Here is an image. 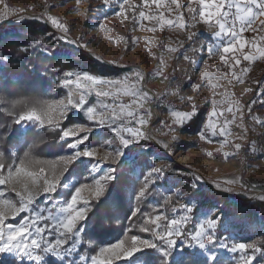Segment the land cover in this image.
<instances>
[{"label": "rangeland", "instance_id": "1", "mask_svg": "<svg viewBox=\"0 0 264 264\" xmlns=\"http://www.w3.org/2000/svg\"><path fill=\"white\" fill-rule=\"evenodd\" d=\"M228 2L229 0H225V5L221 9L219 17L222 16V19H225L223 13L229 11ZM121 4L125 7L123 15L119 11ZM189 4L196 13L198 0H177L176 4H173L172 0H160L159 4L153 3L152 0H111L109 5H105L103 0H79V3L77 0H0V33L6 31L23 33L34 27L33 29L44 39L53 42L71 56L86 55L91 62V66L86 70L69 71L85 72L121 81L116 85H96L95 88L111 92L112 95L97 97L93 90L87 96V102L82 108L71 109L67 113V118L60 119L54 110L51 125L46 119L43 126L38 121L25 120L18 123L24 131L27 126L42 128L55 127L57 124L59 127L56 128L61 129L60 123L64 122L65 127L60 130V135L69 127H88L91 131L88 133L86 146L90 149H97L98 152L95 157L91 158L93 161L81 157L68 165V170L60 177L54 193L37 196L27 213H21L15 217L9 216L5 224L10 223L18 227L23 222L21 217L25 219L29 216L45 217L47 219L38 221L39 226L46 229L42 236L46 240L54 241L57 236L55 224L64 218L65 213L62 209L70 202L77 188L82 184L93 185L94 180L99 179L109 168L115 169V176L120 168H128L131 175L138 179L141 169L138 158L145 156L147 162L143 166L142 185L145 175L155 166L172 169L165 171L155 179L154 183L149 184L148 190L151 187L155 190L151 195L158 194L160 197V205H157L158 211L152 218L155 215H162L169 219H180L184 214L180 206L186 205L192 209V213L191 218L182 225L185 233H194L205 220L211 217L218 221L213 233L215 243L203 248L195 244L189 246L188 241L182 237L176 241L167 258L161 254L160 248L163 246L160 245L157 248L143 249L125 260L121 257L115 260L114 264H145L146 259H151L153 264H170L181 256L187 255L204 258L209 263L225 259L232 264H239L240 253L231 250L233 244L239 243H251L259 248L260 251L254 254L252 264H264V216L263 208L259 206L261 203L264 204V199H260L264 197V157L254 153L252 137L241 141L243 153L236 154L237 157L231 154L234 149L230 145L223 144L222 139H211L210 132H205L206 139L201 140L200 132L205 131L204 125H207L204 122L205 106L202 105L198 107V111L191 120H185L182 124L174 123L180 118L174 116L173 112L189 113L192 107L187 98L192 90V73L189 70L192 65L191 60L194 58L192 56L194 51L189 50L191 45L189 36L192 37V31L195 29L192 27L191 13L187 8ZM140 11L145 13V18L142 20L139 17ZM230 13L235 18V7L230 10ZM48 16L56 18L69 28L67 34L69 39L76 40L79 45L86 47H79L77 44L59 39L61 32L50 22H44ZM177 17H179V23ZM231 17L228 16L226 20ZM261 20H264V16L257 18L253 25L255 30L246 29L241 33L243 42L247 43L248 49H245V52L250 54L252 50L254 53H259L258 56L261 59L258 62L263 65L259 68H264V56L258 51L264 48V40L260 39L264 36V30H262L264 26L261 25ZM101 24L104 25L103 29L100 27ZM250 45L253 48L251 50ZM194 46L198 49L197 56L200 57L196 62L198 65L202 60L201 57L205 55L206 47V41L200 34L195 36ZM173 48L176 51L170 50ZM186 56L191 59H185ZM6 61L7 58L0 53V66ZM133 70L142 73L144 80L137 83ZM263 72L257 71L256 74L260 75ZM125 75L128 76L126 82H124ZM194 76L199 78L198 73ZM63 79L64 75L59 80H55L52 86L53 101L58 102L57 109L68 105L70 90L74 103L79 102L81 93L85 91L83 83L77 88L75 77L70 78L73 82L66 86L61 84ZM198 82L195 81L194 84ZM132 85L142 91H147L149 99L144 100L139 96L126 95L125 91ZM241 98L244 101L245 97ZM98 101L112 105V108L102 109ZM93 105H95L94 114L105 112V116L102 117L104 119H111L113 109L121 112L120 106H128L123 109V113L132 111L134 117H128L122 113L117 123L123 124L131 121L128 126L139 128L152 139L148 142L130 143L127 147L120 146L119 139L111 129L98 127L97 121H90L85 116L84 110ZM37 114L39 115L40 112ZM140 117L147 122L143 125L136 123ZM254 117L255 115L249 116L252 120ZM258 118L264 121V116L261 114ZM245 124L246 127L240 129L243 135L249 132L248 129L257 128L259 123L249 121L247 117ZM215 126L217 131L219 126L216 123ZM84 134L80 132L78 135L66 137L61 141L66 144L67 141L75 142ZM164 144L168 147H163ZM80 147L83 148V145ZM68 150L64 155L73 152L72 149ZM251 150L254 152H250ZM116 151L123 153L116 163H113L111 159L102 160L106 152ZM209 152L212 153L211 156L208 155ZM96 160H101V164L97 165ZM94 167L97 168L95 173L92 172ZM235 175L241 176L243 180L240 187H235L230 182ZM194 176H199L200 179ZM18 188L22 190L23 186H18ZM0 191H4L3 199L12 200L14 203L19 200L11 185H0ZM89 192L90 189H84L81 196L87 197L90 204L94 199ZM69 194L70 196L66 198L65 196ZM168 196H172V200L165 204L164 200ZM133 202L136 203V196ZM252 204L256 206L251 208L250 215L247 216L246 213ZM83 206L82 201L76 205L77 208ZM0 207L5 206L0 204ZM136 207L132 205L131 216ZM83 223L84 221L78 223L73 234L67 237V243L61 251L49 252L43 246L36 250L39 256L38 262L18 258L9 253H3L0 256L11 257L25 264H45L44 261L47 258L61 261L63 264H93L92 257L98 255L102 248L110 247L121 241L117 240L112 244L101 246L93 255L81 254L78 248L82 244ZM158 223L163 227L167 224V220ZM30 230L35 235L34 228ZM239 235H244L248 239L241 241ZM147 236L148 233L140 237L146 238ZM28 239L30 240L31 237ZM222 245H227V247ZM140 254L141 256H138ZM245 254L251 255L252 249H247ZM136 256L138 257L135 258ZM210 257H215V260Z\"/></svg>", "mask_w": 264, "mask_h": 264}, {"label": "snow or ice", "instance_id": "2", "mask_svg": "<svg viewBox=\"0 0 264 264\" xmlns=\"http://www.w3.org/2000/svg\"><path fill=\"white\" fill-rule=\"evenodd\" d=\"M152 2L159 4L160 0H152ZM176 2L177 0H172L173 4H176ZM77 3H79V0H77ZM103 3L105 5H109L111 0H103ZM198 3L201 5L199 16L201 18H211L213 16L221 15V9L225 5V0H198ZM178 7H180V5H178ZM227 7L229 11L223 13V18L226 19L230 15V10L235 7V18L240 22V32L246 29L255 30L253 25L255 24L257 18L264 16V0H229ZM187 8L189 12L193 11L191 4L187 5ZM119 11L121 15H123L125 11L124 4L120 5ZM139 17L141 20L144 19L145 13L140 11ZM35 18L43 19L42 17ZM193 19H195V16H193ZM44 22H50L61 32V35L58 36L59 39H63L69 43L77 44L79 47H86L85 45H79V42L76 40L69 39L67 35L69 28L56 18L48 16ZM177 22L179 23V17H177ZM260 23L262 26H264V20H261ZM180 26L183 27V25ZM219 26L223 31L225 27L224 24L221 23ZM100 27L103 29L104 25L101 24ZM230 32L233 40L229 45L223 47L224 53L231 52L235 44H239L241 48L244 47L243 41L237 39L239 32L234 26L232 29H230ZM220 34V32H217L215 35L219 36ZM189 39H191V36H189ZM260 39L264 40V36H262ZM170 50L173 52L176 51L174 48ZM193 51H195V49H193ZM258 51L262 56H264V48L258 49ZM208 53L209 55H212L213 49L209 48ZM220 58L223 59V55H221ZM252 58L253 57L251 56H245V59L248 60H251ZM97 59H99V57H97ZM185 59L191 58L186 56ZM63 75L64 79L61 81L63 86L71 84L73 81L70 78L72 77L76 78L77 88L80 87L81 83L84 84L85 91L81 93L79 102L74 103L72 101V92L70 90L68 94V105L57 109L56 105L58 102L46 101L45 106L40 108L39 115L35 109H31L24 114L19 115L15 122L20 123L21 121L25 120L38 121L39 124L43 126L46 119L47 123L51 125L53 124L54 110L58 113L60 119L67 118L68 111L71 109L82 108V106L87 102V96L91 94L93 90L95 91V95L97 97L112 95L111 92L95 88L96 85H116L121 83V81L115 79H109L100 75H90L89 73L85 72L67 71L64 72ZM133 75L135 76L137 83L144 80V75L139 71L133 70ZM205 75H207V73H205ZM127 80L128 76L125 75L124 82ZM212 87L215 88L216 85L213 84ZM250 90L251 89H249V91ZM125 94L131 95L133 97L139 96L144 100L149 99L148 92L136 88L135 85H132L130 88H128L125 91ZM261 95L264 96V90H262ZM181 99H183V97H181ZM98 103L102 109L108 110L112 108V105L100 103L99 101ZM133 103H135V100H133ZM261 103H264V99L261 100ZM142 106L143 105H141V107ZM120 107L121 112H117L115 109L112 110L111 119L102 118L105 116V112L94 114L95 105L92 107H87L84 110V114L88 120L97 121L98 127L102 126L111 129L115 133L116 138L119 139V144L122 147H127L130 143L134 144L150 141L152 137H150L147 133L140 131V129L137 127L128 126V123H131V121L123 124L117 123V120L123 113V109L128 106L122 105ZM123 114L127 115L128 117H134V113L132 111H127ZM148 115L150 116L151 113L149 112ZM173 115L180 118L174 121V123L182 124L185 120H191L195 115V106H193V110L189 113L173 112ZM253 119L256 120V122L262 127H264V121H260L259 118L256 117ZM146 122L147 121L143 117H140L138 120H136V123L140 125H143ZM113 125H115V127H113ZM56 127H59V125L57 124L55 127L47 129V131L55 132ZM204 129L205 131L200 132L201 140L206 139L205 132H210L211 136L228 135L224 128H222L218 133L215 129V126L212 124L204 125ZM90 131V128L83 126L69 127L66 131H63V134L58 136V138L61 140H64V138L69 136L78 135L80 132L85 134L80 139H76L75 142L67 141L66 147L68 149H72L73 152L69 155H61L57 160H32L29 159L28 154H26L25 158L19 161L18 166H7L5 172L4 169L6 165L3 160L0 159V185H11L12 190L15 191L16 196L19 197V200L14 203L12 200L3 199L4 191H0V204L5 206L0 207V254L9 253L18 258H27L30 261L38 262L39 256L36 254V250L41 249L43 246L44 249L49 252L61 251L63 246L67 243V237L73 234L78 223L80 221H84L87 218V214L91 211L92 206L89 204L87 197L81 196L82 191L84 189H90L89 195L92 197V199L98 200L105 192L108 182L115 179L114 168H109L103 173V175L100 176L99 179H95L93 185L82 184L76 189L75 194L71 196L70 202H68L62 209V211L65 213L64 218L55 224L57 236L54 241L46 240L42 236L46 229L45 227L39 226L38 221L47 219L45 217L29 216L27 219L21 217L23 222H21L18 227H14L10 223L5 224V220L9 216L15 217L21 213H27L30 205H32L37 196L41 194L54 193L57 188V183H59L60 177L68 170V165H71L81 157H86L93 161L91 158L97 155L98 150L88 148L86 146L87 143H85L88 139V133ZM173 139H175V137H173ZM81 145H83V148L80 147ZM163 147L167 148L168 145L164 144ZM236 148L239 149L240 145L237 144ZM122 154V151L106 152L102 160L107 161L111 159L113 163H116L119 161ZM208 155L211 156L212 153L209 152ZM225 155H227V153ZM101 162V160L95 161L97 165H100ZM171 170L172 169L170 168H161L155 166L145 175L144 184L139 188V191L136 195L137 207L133 211V217L136 216L140 211L138 205L142 198H145L146 194H148L149 184L154 183L155 179L159 178V176L165 171ZM96 171L97 168L94 167L92 172L95 173ZM194 178L200 179L199 176H194ZM18 186H23L22 190L19 189ZM217 187H219V185H217ZM260 199H264V197H260ZM171 200L172 196H168L165 198L164 203L168 204L171 202ZM81 201L83 202L84 206L77 208L76 205ZM180 207L183 209L184 213L180 219H169L162 215H155L154 218L149 216L144 220L143 225L139 228L140 232L148 233L146 238H141L137 235L128 236L125 234L123 240L111 245L110 247L102 248L98 255L92 257L93 264H114V261L119 260L121 257H123L125 260L132 257L133 254L142 251L143 249L157 248L160 245L163 246L160 248L161 254L167 258L170 255V250L174 248L176 241L182 237L188 241L189 246L195 244L203 248L208 244L215 243L213 233L217 227L218 221H215L209 217L194 233L186 234L182 225L191 218L190 214L192 213V209L186 205H181ZM173 210L175 211V209ZM162 220H167V224L163 227L160 223H158ZM33 228L35 235L33 234V231L30 230ZM30 237L31 239L29 240L28 238ZM222 246L227 247V245ZM247 249H252L251 255L245 254ZM231 250L240 253L239 264H252L254 254L260 251L259 248L254 247V245L251 243L233 244L231 246ZM210 259L215 260V257H210ZM145 264H153V261L151 259H146ZM180 264H183V261H180Z\"/></svg>", "mask_w": 264, "mask_h": 264}, {"label": "trees", "instance_id": "3", "mask_svg": "<svg viewBox=\"0 0 264 264\" xmlns=\"http://www.w3.org/2000/svg\"><path fill=\"white\" fill-rule=\"evenodd\" d=\"M33 28L23 33H0V53L7 58L0 66V159L6 165L4 171L7 166L19 165V161L24 159L26 154L32 160L51 161L69 151L66 143L58 138L60 130L65 127L64 122L60 123L61 129L56 128L55 132H49L47 129L51 127L37 126H27L23 131L15 121L19 115L31 109L40 112L46 101H53L52 86L64 72L86 70L91 66L86 55L71 56L53 42L44 39ZM138 162L141 166L138 179L131 175L130 169L122 167L117 171L115 179L108 183L103 195L90 202L92 207L83 223L79 253L93 255L99 247L123 240L125 234L147 235L140 232L139 228L145 219L158 211L160 197L158 194L151 195L155 191L151 187L138 205L140 211L136 216H131L132 205L137 206L133 199L142 186L143 166L147 159L140 156ZM69 196L70 194L65 197ZM153 199L155 201H152ZM253 206L252 204L248 209L247 216ZM259 206L263 208L264 216V204ZM239 236L241 241L248 239L244 235ZM180 261H183V264H232L225 259L209 263L204 258L191 255L181 256L170 264H180ZM12 262L25 264L11 257L0 256V264ZM44 263L63 264L51 258L45 259Z\"/></svg>", "mask_w": 264, "mask_h": 264}, {"label": "crops", "instance_id": "4", "mask_svg": "<svg viewBox=\"0 0 264 264\" xmlns=\"http://www.w3.org/2000/svg\"><path fill=\"white\" fill-rule=\"evenodd\" d=\"M196 8L198 9L196 13L194 9L190 12L192 27L195 29V31H192L191 41H189L191 42L189 50L193 52V49H195L192 53L194 58L191 60L192 65L189 70L192 73V90L190 95L187 96L188 99L190 98L189 104L192 106L190 112L193 110V106H195V112L198 111L199 106H205L204 122L214 126L216 123L219 126L217 127L218 133L222 128L228 133L226 136H211V139L219 138L222 139L223 144L230 145L234 149L232 150L233 153L231 152L233 156L241 155L243 153L241 141L249 140L252 137L255 152L253 150L250 152L264 157V127L257 124V128H247L249 132L247 131L244 135L240 131V129L246 127L247 117L249 121H256L250 119L249 116L255 115L257 118L260 114L264 116V103H261V100L264 99V96L261 95L262 90H264V72L260 75L256 74L257 71H264V68H259L263 66L258 62L261 59L258 56L259 53L252 52L251 45L249 46L251 53L245 52V49H248L245 42H243V48L239 44H235L231 52L224 53L223 47L229 45L233 40L230 32L233 26L239 32L237 39L243 41L240 22L233 17L232 13L229 15L232 16L231 19L228 20L222 19V16L221 18L219 16L201 18L199 16L201 5H197ZM193 16H195V20ZM221 23L225 26L223 31L219 26ZM217 32L221 34L216 36ZM198 34L205 39L206 47L205 55L201 57L202 60L196 65L200 57L197 56L198 49L194 46V40ZM209 48L213 49L212 55L208 53ZM221 55H223V59L220 58ZM245 56L253 58L248 60L245 59ZM154 59L156 58L154 57ZM197 73L199 74L198 79L194 76ZM199 80L200 82H198ZM195 81L198 83L194 84ZM213 84L216 85L215 88L212 87ZM249 89L251 90L249 91ZM240 96L245 97L244 101ZM242 118L243 122L241 121ZM237 144L240 145L239 151L236 148ZM231 154L228 153L229 156ZM234 163L237 164L236 161ZM230 182L233 186L240 187L243 180L241 176L235 175L230 179Z\"/></svg>", "mask_w": 264, "mask_h": 264}]
</instances>
